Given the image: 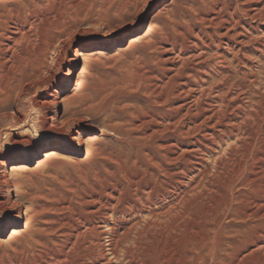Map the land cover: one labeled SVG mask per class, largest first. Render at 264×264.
Returning <instances> with one entry per match:
<instances>
[{
  "label": "rangeland",
  "instance_id": "obj_1",
  "mask_svg": "<svg viewBox=\"0 0 264 264\" xmlns=\"http://www.w3.org/2000/svg\"><path fill=\"white\" fill-rule=\"evenodd\" d=\"M239 7L248 11L256 8L258 18L252 22L249 18L243 19ZM263 16L264 0L254 3L245 0H0V264H40V260L59 255L62 248L69 252L71 243L76 240L81 245V235L86 232V241L95 243L92 244L94 256L101 255L104 261H108L99 264H125L120 253L122 249L115 256L109 252L106 225L111 222L122 228L129 222L130 217H125L123 212L130 203L133 182L140 178L137 183L143 187L157 176L163 181L158 166L169 152H178L176 162L164 163L169 170L190 169L189 159L192 163H202L207 168L206 175L201 178L200 189L188 191L183 197L182 213L174 218L172 225L161 224L162 227L153 229L145 240L137 243L128 240V251L133 258L131 264H200L197 257L209 251L223 260V263L216 264H264V242L263 245L256 243L264 231V199L258 197L259 201L256 200L255 193L264 185ZM234 20H243L247 30L239 32L247 37L248 42L255 36L249 47L257 46L261 51V55H249L255 64L247 67L248 72L255 69V79L260 80L251 86L254 95L258 93L254 101L259 104H254L250 95H243V92H239V98L246 104L244 112L235 111L236 100L228 103L232 109L227 111V117L232 112V115L242 117L244 120H239L242 130L237 138L234 137L237 135L235 129L228 127L215 147V157L203 158L200 154L188 152L191 149L189 143L199 139L203 131H194L189 124L191 120L176 127L179 150H165L173 143V137L172 129L166 127L162 118L171 114L168 112L171 107L193 103L190 100H193L194 91L190 95L184 94L187 89L182 82L194 81L193 73L188 71L204 67L203 62L207 70L213 66L210 59L216 57L217 50L225 48L227 40L223 36L227 29L228 32L232 30ZM131 33L133 37L129 44L119 48L112 46ZM260 34L262 36H258ZM90 45L96 46V51L82 59L79 67L74 69L76 50ZM202 58L208 59L203 61ZM187 72L190 75L186 80ZM214 79L217 81L211 78L206 87L220 84L218 78ZM56 92L59 99L54 101ZM216 104L217 110L220 109L219 101L216 100ZM82 105L86 110H81ZM251 110L254 112L249 113ZM78 132H87L81 136L80 149L73 155L63 154V151L73 149L71 140ZM241 137H246V141ZM241 145L246 146L245 149ZM53 146H58L59 151L47 155ZM226 154L234 156L235 162L228 161L226 166L214 170V158ZM240 158L245 160L244 163ZM5 161L18 166L17 174L12 175L11 169L5 171L2 166ZM195 166L200 170L197 165L191 167ZM6 174L12 185L8 193L3 184ZM251 177L253 180H248ZM179 178L185 183L188 181L181 175ZM18 211L21 220L15 219ZM140 219L136 223L141 224ZM6 226L8 232L4 231ZM85 228L89 229L85 231ZM96 230L99 233H95ZM248 232L254 233L250 235ZM69 253V258L75 256ZM119 259L123 261H117ZM55 261L74 264L63 259Z\"/></svg>",
  "mask_w": 264,
  "mask_h": 264
},
{
  "label": "bare ground",
  "instance_id": "obj_2",
  "mask_svg": "<svg viewBox=\"0 0 264 264\" xmlns=\"http://www.w3.org/2000/svg\"><path fill=\"white\" fill-rule=\"evenodd\" d=\"M244 1V0H243ZM246 3H254V2H257V0H245ZM237 3V2H236ZM242 3V2H241ZM244 3V2H243ZM242 3V4H243ZM261 3V2H260ZM239 4V3H237ZM244 5V4H243ZM263 5V4H262ZM238 6V5H237ZM235 6V8L237 7ZM248 7V5H247ZM246 7V8H247ZM241 8V7H239ZM243 8V7H242ZM239 11L240 15L241 16H244L243 19L246 17V18H249V22L251 20H254L256 18H258L257 14L255 13L256 12V8H252L253 11H248L247 9H242ZM263 8V7H262ZM233 11L235 9H232ZM237 10V9H236ZM239 10V9H238ZM237 10V11H238ZM260 11V9H259ZM232 12V11H231ZM229 13V12H228ZM227 13V14H228ZM260 13V12H259ZM216 14V13H215ZM225 15V14H224ZM232 15V14H231ZM238 15V14H237ZM260 15V14H259ZM236 16V14H235ZM264 17V16H263ZM215 18V17H214ZM223 19V18H222ZM221 19V20H222ZM225 19V18H224ZM231 19V17H230ZM209 20V19H208ZM207 20V21H208ZM258 20V19H257ZM256 20V21H257ZM263 20V19H262ZM212 21V20H211ZM220 21V20H219ZM224 21V20H223ZM233 21V20H232ZM247 21V20H245ZM216 22V21H215ZM222 22V21H221ZM247 22V23H249ZM260 22V21H259ZM232 23V22H231ZM257 23V22H255ZM221 24V23H220ZM258 24V23H257ZM230 25V24H229ZM234 25V26H233ZM233 28L232 26H230L232 28L231 31L228 32V29H227V33L225 34V37L226 40H227V43H224L225 45V48L223 49V51H220V50H217L214 59H210L213 60V66L207 70L205 68V63L203 62L204 64V67L200 68V69H195L194 70H189L188 72L193 73V78L192 80L194 81H190V82H182L183 84V87H185L186 90H184V94H189L191 91H194V94L192 96V99L193 100H190L192 101L193 103L190 105V106H187L185 105L184 107H171L168 112H170L171 114L169 115H165L163 118H162V121L163 123H165L166 127L167 128H171L172 129V132H171V136L173 137L172 138V141L171 143L172 144H169V146H166L165 147V150H168L170 148H178L179 146V143H178V137H177V134H176V127L178 125H181L182 123L186 122V121H189L191 120L192 122H190L189 124H191V127L194 129V131H199L200 129H203L202 131V134L200 136L199 139H195L194 141L190 142L189 143V147L191 148L188 152L189 153H192L193 155L196 153V154H200L202 155V157H209V156H212V157H215V147H218V144H219V139L220 137H222V135H225L226 132L225 130H227L228 127H232L233 129H235V132L237 133V135H234V137L236 136L237 138L239 137V132L240 130V126H241V123L239 122V120L242 119V117H239L237 116H234L232 114L229 115V117H227V111L232 107H230V101H234L236 100L237 102V106L235 107V111H242L244 112L246 108H244V106L246 105L245 103H242L240 101V96L239 94L241 92H243L242 94L243 95H250V101H253L255 100V95L258 94L256 93L254 95V92L252 91L251 89V86L253 85V83H256L257 81H260L259 78L258 79H255L256 76H255V69H253V72H248L247 70V67L249 66H254L255 63L252 62V59H250L249 55L252 54V55H256V54H259L261 55V51L256 48L257 46H253V47H249V45L253 42L251 39L252 38H256L255 36L252 37L249 42L246 40L247 37L245 35H241V33L239 31H245L247 29H245L244 27V23H243V20L241 21H237V20H234V24H233ZM250 26V25H249ZM262 26V25H261ZM217 27V26H216ZM220 27V26H219ZM226 27V26H225ZM229 27V28H230ZM33 29V28H32ZM31 29V30H32ZM251 29V28H250ZM253 29V28H252ZM29 30V28H28ZM23 31V30H22ZM261 31V30H260ZM28 32V31H27ZM255 32V31H253ZM31 33V32H30ZM202 33V32H201ZM244 33V32H242ZM249 33V31H248ZM262 33V32H261ZM223 34V33H222ZM257 34V33H256ZM217 35V34H216ZM221 35V34H220ZM247 35V33H246ZM255 35V34H254ZM264 35V34H263ZM19 36V35H18ZM198 36V35H197ZM207 36V35H206ZM257 36V35H256ZM258 36H262L261 34L258 35ZM257 36V37H258ZM133 37V33L131 34H128L126 36H124L119 42H114L112 44L113 47H124L126 44H129L130 43V39ZM211 37V36H210ZM18 38V37H16ZM27 39V37H25ZM207 38V37H206ZM249 38V37H248ZM264 38V37H263ZM198 39V37H197ZM210 39V38H209ZM218 39V38H217ZM211 40V39H210ZM213 40V39H212ZM247 42H246V41ZM256 40V39H255ZM260 40V39H259ZM263 39H261L262 41ZM16 41V40H15ZM32 41V40H31ZM188 41V40H187ZM196 41V40H195ZM18 42V40H17ZM201 42V41H200ZM199 42V43H200ZM214 42V41H213ZM220 42V41H219ZM256 42V41H255ZM53 43V42H52ZM26 44V43H25ZM33 44V43H32ZM186 44V43H185ZM190 44V43H188ZM194 44V43H193ZM211 44V43H210ZM216 44V43H215ZM220 44V43H219ZM263 44V43H261ZM196 45V44H195ZM201 45V44H200ZM208 45V44H207ZM214 45V44H213ZM197 46V45H196ZM195 46V48H196ZM216 46V45H215ZM221 46V45H220ZM14 47V46H13ZM178 47V46H177ZM184 47V46H183ZM198 47V46H197ZM194 48V49H195ZM199 48V47H198ZM197 48V49H198ZM96 46L94 45H90V46H81L79 47L77 50H76V56H77V59H76V63H75V66H74V69H77L79 67V63L82 59H86L88 58L90 55H93L94 52L96 51ZM174 49V48H173ZM179 49V47H178ZM177 49V50H178ZM187 49V48H186ZM191 49V48H190ZM210 49V47H209ZM167 50V49H166ZM176 50V49H175ZM193 50V49H192ZM214 50V49H213ZM174 52V50H172ZM194 51V50H193ZM206 51V50H205ZM209 51V50H208ZM169 52V51H168ZM196 52V50H195ZM200 52V51H199ZM164 53V52H163ZM166 53V52H165ZM172 53V52H171ZM179 53V52H178ZM182 53H185V52H182ZM181 53V54H182ZM198 53V52H197ZM196 53V54H197ZM194 54V53H193ZM205 54V53H204ZM212 54V53H211ZM178 55V54H177ZM188 55V54H187ZM200 55V53H199ZM198 55V56H199ZM258 55V56H259ZM190 56V54H189ZM188 56V57H189ZM206 56V55H205ZM203 56V57H205ZM191 57V56H190ZM193 57V55H192ZM196 57V55H195ZM194 57V58H195ZM208 57V54L207 56ZM205 57V58H206ZM167 58V57H166ZM165 58V59H166ZM180 58V57H178ZM210 58V57H209ZM213 58V57H212ZM186 59V57H185ZM184 59V60H185ZM203 61H206L204 60V58H202ZM256 59V58H255ZM162 60V59H161ZM172 60V58H171ZM179 60V59H178ZM181 60V58H180ZM192 60V59H191ZM166 61V60H165ZM175 61V59H174ZM229 61V62H228ZM255 61V60H254ZM257 61V60H256ZM164 61H162L163 63ZM179 62V61H177ZM176 62V63H177ZM182 61H180L179 63H181ZM202 62V61H201ZM184 63V62H183ZM259 63V62H258ZM210 64V63H209ZM182 65V64H180ZM185 65V64H183ZM208 65V64H207ZM189 66V65H188ZM209 66V65H208ZM172 67V66H171ZM170 67V68H171ZM176 67V66H175ZM192 67V66H191ZM190 67V68H191ZM193 68V67H192ZM209 68V67H208ZM256 68V66H255ZM262 68V67H261ZM172 69V68H171ZM179 69V68H178ZM183 69V68H182ZM186 69V68H185ZM174 70V69H173ZM172 70V71H173ZM181 70V69H180ZM170 71V70H169ZM184 72V71H183ZM187 72V77L185 78L187 80V78L189 77ZM172 73V72H171ZM176 73V72H175ZM225 74V76H221L222 74ZM258 74V72L256 73ZM263 74V73H262ZM173 75H176V74H173ZM264 75V74H263ZM172 76V74H171ZM178 76V74H177ZM186 76V74H185ZM259 76V75H258ZM261 76V75H260ZM170 77V76H169ZM179 77V76H178ZM177 77V78H178ZM168 78V77H167ZM173 78V77H172ZM175 78V77H174ZM183 78V77H182ZM213 79L215 80L214 78H218L220 80V84H210V87H206L209 83L208 81H210V79ZM180 79V78H178ZM257 80V81H256ZM180 81V80H179ZM184 81V80H183ZM217 81V80H215ZM256 81V82H255ZM179 83V82H178ZM212 83V82H211ZM262 84V82H260ZM264 83V82H263ZM174 84V83H173ZM263 85V84H262ZM178 86V85H177ZM242 86L244 88H242ZM256 86V84H255ZM258 86V84H257ZM204 87H206L207 89H205ZM261 87V86H260ZM264 87V86H263ZM254 88V87H253ZM256 88V87H255ZM241 89H245L244 91H242ZM263 89V88H262ZM181 91H183L181 89ZM262 91V90H261ZM240 92V93H239ZM249 92L251 94H249ZM262 94V93H261ZM190 95V94H189ZM241 95V94H240ZM181 96V95H180ZM211 96V97H210ZM259 96V95H258ZM257 96V97H258ZM183 97V96H182ZM189 97V96H188ZM247 97V96H246ZM248 98V97H247ZM252 98V99H251ZM57 99H59V93L56 92L55 96L53 97V100L56 101ZM184 99V98H183ZM243 99V97H242ZM241 99V100H242ZM260 99V98H259ZM216 100L219 101L220 103V109L217 110V107L214 105L216 104ZM262 100V99H261ZM260 100V101H261ZM183 101V100H182ZM181 101V102H182ZM245 101V100H243ZM256 101V100H255ZM253 102L254 104H259L258 102ZM185 102V101H183ZM172 103V102H171ZM175 103V102H174ZM229 103V104H228ZM251 103V102H250ZM252 104V103H251ZM165 105V104H164ZM168 105V104H167ZM183 105V104H182ZM217 105V104H216ZM248 105V104H247ZM256 105L252 106L253 108H256ZM232 106V105H231ZM81 107V106H80ZM247 107V106H246ZM82 109L81 110H86L85 106L82 105L81 107ZM264 108V107H263ZM168 109V108H167ZM248 109H251V108H248ZM230 111V110H229ZM228 111V112H229ZM259 111V110H258ZM264 111V110H262ZM230 112V113H231ZM249 113L251 112H254V110L252 111H248ZM264 113V112H263ZM161 115V113H159ZM259 114V113H258ZM239 115V114H238ZM243 115V114H242ZM250 116V115H249ZM264 117V116H263ZM248 118V117H247ZM257 118V117H256ZM259 118V117H258ZM257 118V119H258ZM252 119V118H251ZM250 119V120H251ZM244 120V119H242ZM259 120V119H258ZM263 120V119H262ZM260 120V121H262ZM161 121V122H162ZM247 121V120H246ZM228 122V124H227ZM242 122V121H241ZM263 122V121H262ZM261 122V123H262ZM245 123V122H244ZM251 123H253L251 121ZM259 125H261V123L257 122ZM159 124V123H158ZM264 124V123H263ZM160 125V124H159ZM163 125V124H162ZM243 125V124H242ZM252 125V124H251ZM245 126V125H243ZM247 126V125H246ZM250 126V125H248ZM264 126V125H263ZM242 127V126H241ZM253 127V126H252ZM179 128V126H178ZM190 128V127H189ZM192 128L190 129V132L192 131ZM254 128V127H253ZM257 128V127H256ZM161 129V128H160ZM171 129L169 131H171ZM248 129V128H247ZM163 130V129H162ZM249 130V129H248ZM254 130V129H253ZM257 130V129H256ZM261 130V129H260ZM259 130V131H260ZM263 130V129H262ZM183 131V130H182ZM187 131V130H186ZM163 132V131H162ZM193 132V131H192ZM191 132V133H192ZM228 132V131H227ZM257 132V131H256ZM262 132V131H261ZM260 132V134H261ZM179 133V132H178ZM195 133V132H194ZM201 133V132H199ZM231 133V132H230ZM247 133V132H245ZM252 133V132H251ZM87 132H78L77 136H74L72 137V140H71V143L73 145V149L71 151L69 150H65L63 151L62 153L63 154H68V155H73L75 153L76 150H79L80 147H81V136L82 135H86ZM160 134V133H159ZM184 134V133H183ZM229 134V133H227ZM235 134V133H234ZM243 134V133H242ZM248 134V133H247ZM246 134V135H247ZM186 135V138H187V134ZM195 135V134H194ZM253 135V134H251ZM257 135V134H256ZM181 136V134L179 133V137ZM241 136V135H240ZM249 136V135H248ZM254 136V135H253ZM263 136V135H262ZM225 137V136H224ZM182 138V136H181ZM191 138V137H190ZM231 138V137H230ZM243 138V137H241ZM240 138V140H242ZM262 138V137H261ZM233 139V138H232ZM231 139V140H232ZM236 139V138H235ZM244 139V138H243ZM246 139V137H245ZM244 139V140H245ZM239 140V142L241 143V141ZM166 141V140H165ZM183 141V140H182ZM186 141V140H185ZM225 141V140H224ZM246 141V140H245ZM244 141V142H245ZM252 142V140H250ZM180 142V141H179ZM184 142V141H183ZM229 142H232V141H229ZM237 142V141H236ZM233 143V142H232ZM238 143V142H237ZM239 143V144H240ZM249 143V142H248ZM247 143V145H248ZM253 143V142H252ZM256 143V142H255ZM164 144V143H163ZM186 144V143H185ZM230 144V143H228ZM235 144V142H234ZM239 144H238V149L239 148ZM246 144V143H245ZM243 143V145H245ZM261 144V143H260ZM227 145V144H226ZM226 145H224L223 147H225ZM251 146V144H249ZM262 145V144H261ZM237 146V145H236ZM242 146V145H241ZM240 146V147H241ZM258 146V145H257ZM256 146V147H257ZM159 147V145H158ZM163 147V146H162ZM214 147V148H213ZM244 147V146H242ZM246 147V146H245ZM244 147V149H245ZM255 147V148H256ZM261 147V146H260ZM227 148V147H226ZM235 148V146H234ZM249 148V147H248ZM247 148V149H248ZM253 148V147H252ZM258 148V147H257ZM229 149V148H228ZM246 149V150H247ZM261 149V148H260ZM161 150V149H160ZM179 150V148H178ZM183 150V149H181ZM180 150V151H181ZM220 150V149H219ZM232 150V149H231ZM249 150V149H248ZM247 150V151H248ZM251 150V149H250ZM254 150V149H252ZM263 150V149H261ZM59 151V147L58 146H53L51 148V150L47 153H50V154H47V155H55L57 152ZM174 151V150H172ZM186 151V152H187ZM243 151V149L241 150ZM257 151V149H256ZM220 152V151H218ZM236 152V151H235ZM250 152V151H249ZM253 152V151H252ZM260 152V150L258 151ZM178 153V152H176ZM176 153L175 152H169V154H167L164 158H163V161L160 162L159 164V173L161 175V177L164 179L163 181H161L158 177L160 176H157V178H153L154 180L147 185L145 186H140L138 183L139 180H141L139 178V180H137V182H133V187L134 189L131 190V200H130V203L127 205L125 211L123 212V215L125 217H130L129 219V222H127V224H125L124 227L122 228H119L117 224L115 223H111L109 222L106 226L108 229V244H109V252L111 253V255L115 256L117 254V252H119V249H122V251L120 253H122V256H123V259L126 261L124 262L125 264H131L132 263V260H131V254H130V250L128 251L129 247L127 243L128 240H132L134 241V243H137L139 241H141L149 232H151L153 229L157 228V227H162L161 224L163 225H172L173 224V220L175 217H180L179 215L182 213V209H181V205H184L182 204L184 199L183 198L184 196L186 197V194L188 193V191H195L197 189H200L201 187V182H203V180L201 181V178L204 177L206 174H205V168L204 165H202V163H196L195 162H191L189 159H187V163L189 164V168H183V167H180L178 168L177 170H169L168 168H166V166L164 165V163L166 165H168L167 163H171L173 164V162H176ZM241 153V152H240ZM255 153V152H254ZM264 153V151H263ZM180 154V153H179ZM218 154V153H217ZM245 154V153H244ZM252 154V153H251ZM163 155V154H162ZM189 155V154H188ZM222 155V154H221ZM239 155V154H238ZM243 155V153H242ZM247 155V154H246ZM256 155V154H255ZM218 156V155H217ZM240 156V155H239ZM238 156V158H239ZM245 156V155H244ZM264 156V155H263ZM46 157H49V156H46ZM181 157V156H180ZM195 157V156H194ZM193 157V158H194ZM198 157V156H197ZM203 157V158H204ZM234 156H232L231 154H226L224 156H219L218 158H214V163H213V168L214 170L218 167H223V166H226L227 162L229 161H232L234 160L233 159ZM236 157V155H235ZM249 157V156H248ZM258 157V156H257ZM196 158V157H195ZM158 159V158H157ZM183 159V157H182ZM208 159V158H207ZM211 159V157H210ZM245 159V158H244ZM257 159H260L257 158ZM263 159V157H262ZM154 160V159H153ZM152 160V161H153ZM156 160V159H155ZM241 160V158H240ZM253 160V159H252ZM255 160V159H254ZM182 161V160H181ZM243 161V160H241ZM245 161V160H244ZM243 161V163H244ZM247 161V160H246ZM262 161V160H261ZM155 162V161H154ZM183 162V161H182ZM199 162V161H198ZM210 162V161H209ZM235 162V160H234ZM159 163V162H157ZM259 163V162H258ZM262 163V162H261ZM226 164V165H225ZM231 164H234V163H231ZM236 164V163H235ZM239 164V163H238ZM260 164V163H259ZM152 165V164H151ZM158 165V164H157ZM192 165H197L198 167H200V170H197L196 169V166L195 168L191 167ZM242 165V163H241ZM263 165V164H262ZM2 166L3 168L5 169H11L13 170L12 171V175L14 174H17V171H18V166L15 165L14 162L12 161H5L4 163H2ZM174 166V165H173ZM208 166V165H207ZM232 166V165H231ZM236 166V165H235ZM244 166V165H243ZM246 166V165H245ZM251 166V165H250ZM186 167V166H185ZM239 167V166H238ZM241 167V166H240ZM260 167V166H259ZM211 168V167H210ZM228 168V167H227ZM153 169V168H152ZM221 169V168H220ZM218 169V170H220ZM238 169V168H237ZM240 169V168H239ZM254 169V168H253ZM252 169V170H253ZM258 169V168H257ZM262 169V168H261ZM151 170V169H150ZM223 170V169H222ZM233 170V169H232ZM264 170V169H262ZM4 171V172H5ZM180 171V172H179ZM212 171V170H211ZM242 172V170H240ZM247 171V170H246ZM245 171V172H246ZM255 171V170H254ZM16 172V173H14ZM148 172V171H147ZM150 172V171H149ZM152 172V171H151ZM150 172V173H151ZM219 172V171H217ZM233 172H235L233 170ZM260 172V170H259ZM223 173V172H220V174ZM236 173H237V170H236ZM146 174V173H145ZM193 174L194 176L188 178L187 175H191ZM205 174V175H204ZM210 174V173H209ZM208 174V175H209ZM215 174V173H214ZM217 174V173H216ZM240 174V172H239ZM242 174V173H241ZM257 174V173H256ZM259 174V173H258ZM159 175V174H158ZM180 175L183 176L186 180H188L186 183L183 182V181H180ZM211 175V174H210ZM227 175V174H226ZM238 175V174H237ZM251 175V174H250ZM260 175V174H259ZM262 175V174H261ZM17 176V175H16ZM145 176V175H144ZM214 176V175H213ZM232 176V175H231ZM229 176V177H231ZM235 176V175H234ZM233 176V177H234ZM253 176V175H252ZM146 177V176H145ZM144 177V178H145ZM149 177V176H148ZM214 177H217L216 175ZM227 177V176H226ZM240 177V176H239ZM263 177V176H261ZM259 177V178H261ZM143 178V177H141ZM138 179V178H137ZM150 179V178H149ZM225 179V178H224ZM228 179V178H227ZM230 179V178H229ZM235 179V178H234ZM258 179V177H257ZM146 180V179H145ZM241 180V179H238V181ZM248 180H253L252 177L251 179H248ZM262 180V179H260ZM3 184L6 188V192H10L12 190V185H11V182L9 181V178H8V175H4V180H3ZM130 181V180H129ZM133 181V180H132ZM135 181V180H134ZM217 181V180H216ZM237 181V180H236ZM259 181V180H257ZM229 182V181H228ZM247 182V180H246ZM250 182V181H249ZM254 182V181H253ZM256 182V180H255ZM208 183V182H207ZM218 183V182H217ZM232 183V182H231ZM237 183V182H236ZM242 183V182H240ZM260 183V182H259ZM130 184V185H131ZM143 184V183H142ZM228 184V183H227ZM249 184V183H248ZM215 185V183H214ZM240 185V184H239ZM245 185V184H244ZM263 185V184H261ZM118 187V185H117ZM206 187V185H205ZM228 187L230 188V185L228 184ZM254 187V185H253ZM252 187V184H251V188ZM112 188V187H111ZM250 188V187H249ZM256 188V187H255ZM113 189V188H112ZM132 189V188H130ZM205 189V188H204ZM231 189V188H230ZM235 189V188H234ZM258 189V185H257V188ZM116 190V188H115ZM119 190V189H118ZM122 190V189H120ZM129 190V189H128ZM210 190V189H208ZM228 190V189H227ZM232 190V189H231ZM251 190V189H250ZM254 190V189H253ZM244 191V190H243ZM246 191V189H245ZM255 191V190H254ZM119 192V191H118ZM129 192V191H127ZM126 192V193H127ZM200 192V191H199ZM121 193V192H120ZM130 193V192H129ZM232 193V191H231ZM236 193V192H235ZM253 193V192H252ZM257 199L258 200V197L260 198L259 200L261 199H264V185L263 187H259V189L257 190ZM6 194V193H5ZM117 194V193H116ZM122 194V193H121ZM120 194V195H121ZM191 194V193H189ZM199 194V193H198ZM201 194V193H200ZM204 194V192H203ZM251 194V193H250ZM261 194V195H260ZM239 195V194H238ZM237 195V196H238ZM260 195V196H259ZM108 196V195H107ZM106 196V197H107ZM126 196V195H125ZM191 196V195H189ZM119 197V196H118ZM235 197V195H234ZM243 197H248V196H243ZM255 197V195H254ZM111 198V197H109ZM121 199V197H119ZM188 198V197H187ZM233 198V196H232ZM236 198V197H235ZM249 198V197H248ZM251 198V197H250ZM118 199V198H117ZM124 199V198H122ZM130 199V198H129ZM189 199V198H188ZM187 199V200H188ZM229 200V199H228ZM232 200V199H231ZM247 200V199H246ZM255 200V199H254ZM258 200V201H259ZM17 201V200H16ZM115 201V200H114ZM236 201V199H235ZM248 201V200H247ZM124 202V201H123ZM240 203V201H238ZM242 202V201H241ZM245 202V200H244ZM253 202V201H252ZM93 203V202H92ZM230 203V202H229ZM237 203V205L239 204ZM15 204V203H14ZM127 204V203H126ZM186 204V203H185ZM231 204V203H230ZM249 204H252L250 203L249 201ZM262 205V204H261ZM116 206V205H115ZM118 206V205H117ZM121 206V205H120ZM124 206V205H123ZM229 206V205H228ZM246 206V204H245ZM249 206V205H248ZM226 207V206H225ZM230 207V206H229ZM237 207V206H236ZM255 207V205H254ZM264 207V206H263ZM104 208V206H103ZM113 208L115 209V207L113 206ZM122 208V207H121ZM182 208H185L184 206ZM231 208V207H230ZM239 208V207H238ZM242 208V207H240ZM262 208V207H261ZM108 209V208H107ZM119 209V208H118ZM117 209V210H118ZM225 208H223L224 210ZM236 209V208H235ZM235 209H232V211H234ZM251 209V208H250ZM120 210V209H119ZM123 210V209H122ZM222 210V211H223ZM243 210V209H241ZM96 211V210H95ZM121 211V210H120ZM226 211V210H225ZM254 211V210H253ZM256 211V210H255ZM264 211V210H262ZM111 212V210H110ZM112 212L113 209H112ZM229 212V211H228ZM243 212V211H242ZM118 213V211H117ZM231 213V212H230ZM237 213V212H236ZM263 213V212H262ZM93 214V213H92ZM95 214V213H94ZM111 214V213H110ZM120 214V213H119ZM247 214V213H246ZM256 214V213H255ZM96 215V214H95ZM109 215V214H108ZM115 215V214H114ZM122 215V213H121ZM230 215V214H229ZM106 216V215H105ZM141 216L143 217L142 220L140 219ZM224 216V215H223ZM248 216V215H247ZM252 216V215H251ZM257 216V215H256ZM100 217V216H99ZM101 217H104V216H101ZM225 217V216H224ZM232 217V216H231ZM234 217V216H233ZM250 218V215L248 216ZM107 218V217H106ZM121 218V217H120ZM245 218V217H244ZM253 217H251L250 219H252ZM257 218V217H256ZM15 219L17 220H21L22 217H21V213L20 211L17 212L16 216H15ZM98 219V217H97ZM96 219V220H97ZM115 219V218H114ZM122 219V218H121ZM141 220V224L139 223H136L137 220ZM180 219V218H179ZM261 219V218H260ZM264 219V217H263ZM262 219V221H263ZM94 220V219H93ZM243 220V219H242ZM89 222V220H87ZM99 221V219H98ZM105 221V220H104ZM109 221V219H108ZM175 221V220H174ZM250 221V220H249ZM253 221V220H252ZM93 222V221H92ZM102 222V221H101ZM116 222V221H115ZM241 222V221H240ZM246 222V221H245ZM251 222V221H250ZM254 222V221H253ZM252 222V223H253ZM264 223V222H263ZM90 224V223H89ZM92 224V223H91ZM106 224V223H105ZM246 224V223H245ZM244 224V225H245ZM257 224V223H256ZM88 225V224H87ZM104 225V224H103ZM177 225V224H176ZM254 225V224H253ZM82 226V225H81ZM167 226V227H169ZM249 226V225H247ZM263 226V225H262ZM261 226V228H262ZM101 227V226H100ZM104 227V226H103ZM165 227V226H164ZM105 228V227H104ZM89 229V228H88ZM88 229L85 228V231H87ZM93 229V228H92ZM242 229V228H241ZM260 229V228H259ZM102 230V229H101ZM166 230V228H165ZM243 230V229H242ZM248 230V229H247ZM261 230V229H260ZM4 231L5 232H8L9 231V227L6 226L4 228ZM84 231V232H85ZM104 231V230H102ZM157 231V230H156ZM159 231H161L159 229ZM75 232V231H74ZM80 232V231H78ZM249 232H250V229H249ZM248 232V233H249ZM87 233V232H86ZM86 233L82 234L81 235V238H82V241H81V245L78 244L77 240L75 243H71V249H69V252H72L73 254V258H69L68 257V250L65 252V249L66 248H62V250L59 252L60 254L59 255H55L52 259L48 260L46 258V260H40V264H58L57 261L55 260H60V259H63V260H67V261H73L74 264H99L101 262L104 261V257L101 256V255H97V256H94L95 254V250H94V246L92 245L94 242L89 243L88 241H86ZM95 233H99L98 230L95 231ZM254 233V232H253ZM251 233V234H253ZM256 233V232H255ZM76 234V233H75ZM79 234V233H78ZM81 234V233H80ZM102 234H104L102 232ZM101 234V235H102ZM106 234V235H107ZM238 234V233H237ZM250 234V233H249ZM250 234V235H251ZM262 234H263V237H262ZM73 235V234H72ZM71 235V236H72ZM100 235V234H99ZM150 235V234H149ZM239 235V234H238ZM70 236V237H71ZM80 236V235H79ZM78 236V237H79ZM240 236V235H239ZM243 236V235H242ZM245 236V235H244ZM65 237V236H64ZM88 237H89V234H88ZM90 237H93V236H90ZM103 237V236H102ZM107 237V236H106ZM73 238V237H72ZM241 238V237H240ZM254 238V237H253ZM67 239V238H66ZM69 239V238H68ZM75 239V238H73ZM77 239V238H76ZM93 239V238H91ZM237 239V238H236ZM235 239V240H236ZM249 239V238H248ZM71 240V238H70ZM69 240V241H70ZM97 240V239H95ZM145 240V238H144ZM240 240V239H239ZM247 240V239H245ZM80 241V240H79ZM90 241V240H89ZM98 241V240H97ZM104 241V240H103ZM102 241V242H103ZM107 241V240H106ZM237 241V240H236ZM242 241V240H240ZM249 241V240H248ZM247 241V242H248ZM91 242V241H90ZM143 242V241H142ZM246 242V243H247ZM250 242V241H249ZM264 242V231H262L260 237L258 238L257 242L256 243H260L262 244ZM64 243V242H63ZM97 243V242H96ZM104 243V242H103ZM240 243V242H239ZM251 243V242H250ZM249 243V244H250ZM57 244V243H56ZM55 244V246H56ZM67 244V243H66ZM64 244V245H66ZM95 244V243H94ZM127 244V246H126ZM132 244V243H131ZM129 244V245H131ZM243 244V242H242ZM252 244H253V241H252ZM59 245V244H58ZM61 245V244H60ZM68 245V244H67ZM97 245H99V242L97 243ZM103 245V244H101ZM142 245V244H141ZM245 245V244H243ZM251 245V244H250ZM263 245V244H262ZM69 246V247H70ZM235 246V245H234ZM68 247V246H67ZM97 247H100V246H97ZM214 247V246H213ZM228 247V246H227ZM238 247V246H237ZM55 248V247H54ZM57 248V247H56ZM132 248V247H131ZM134 248V247H133ZM240 248V247H239ZM258 248V247H257ZM263 248V247H262ZM50 249V248H49ZM103 249H106V248H103ZM108 249V248H107ZM136 249V248H135ZM235 249V248H234ZM212 250V249H211ZM242 250V249H241ZM260 250V248H259ZM46 251V250H45ZM51 251V250H50ZM59 251V250H58ZM108 250H106L107 252ZM209 251V250H208ZM237 251V250H236ZM49 252V251H47ZM46 252V253H47ZM57 252V251H56ZM55 252V253H56ZM97 252V250H96ZM99 252V251H98ZM108 252V253H109ZM212 252V251H211ZM210 251L207 252L205 255H201L199 257H197L198 259V262H200V264H216V263H223V260L222 259H218L216 258L215 255L217 254H212ZM216 252V251H215ZM44 253V252H43ZM136 253V252H135ZM48 254V253H47ZM99 254V253H98ZM104 255L107 253H103ZM39 255V254H38ZM46 255V254H45ZM44 255V256H45ZM50 254H48V257H49ZM70 255V253H69ZM235 256V255H234ZM233 256V257H234ZM47 257V256H46ZM106 257V256H105ZM120 257V256H119ZM118 257V258H119ZM221 257V255L219 256ZM227 257V256H226ZM229 257V256H228ZM110 258V257H109ZM115 257H113L114 259ZM230 258V257H229ZM42 259V258H40ZM108 259V258H107ZM133 259V258H132ZM196 259V258H195ZM196 259V260H197ZM231 259V258H230ZM235 259V258H234ZM39 260V259H38ZM136 260V259H135ZM134 260V261H135ZM206 260H208V263H206ZM232 260V259H231ZM107 260H105L104 262H106ZM110 261V260H109ZM117 261H123V260H117ZM225 261V260H224ZM239 261V260H238ZM103 262V263H104ZM108 262V261H107ZM112 262V261H111ZM228 262V261H227ZM63 263V262H62ZM114 263V262H113ZM115 263H116V258H115ZM71 264V263H70ZM225 264V263H224Z\"/></svg>",
  "mask_w": 264,
  "mask_h": 264
}]
</instances>
